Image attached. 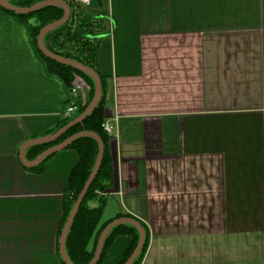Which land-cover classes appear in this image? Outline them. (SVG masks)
Masks as SVG:
<instances>
[{
    "label": "crops",
    "instance_id": "crops-1",
    "mask_svg": "<svg viewBox=\"0 0 264 264\" xmlns=\"http://www.w3.org/2000/svg\"><path fill=\"white\" fill-rule=\"evenodd\" d=\"M86 11L100 22L112 126L101 223L148 225L141 264H264V0H94ZM37 24L0 5V264H64L79 155L65 148L37 172L21 150L91 98L83 78L74 96L49 71ZM132 238L118 234L101 264H118Z\"/></svg>",
    "mask_w": 264,
    "mask_h": 264
},
{
    "label": "trees",
    "instance_id": "trees-1",
    "mask_svg": "<svg viewBox=\"0 0 264 264\" xmlns=\"http://www.w3.org/2000/svg\"><path fill=\"white\" fill-rule=\"evenodd\" d=\"M44 0H13L11 3L20 7H29ZM71 8V16L69 20L62 26L50 31L45 36V44L50 51L61 55L66 58L76 60L92 69H94L99 75L102 82V96L98 106L82 123L74 125L66 133H64L57 140L52 142L37 144L31 146L27 151V158L29 160L36 159L46 149L63 142L70 136L82 132L92 131L100 135L104 143V158L97 177L89 188L83 203L77 213L75 221L69 231L66 241V248L68 255L74 264H89L94 257L98 241L103 229L109 224V222L101 223L104 209L105 199L99 195L98 191H104L112 176V166L107 151V141L109 138L108 132L104 129L103 124L105 119V93H106V78L100 72L98 68V53L99 42L95 38L96 32L101 28L100 22L93 16H89L87 9L83 8L76 0H64ZM6 10V9H5ZM15 16L28 20L29 17H35L38 20V24L31 27L32 37L40 55L46 60L48 69L51 73L61 77L66 85L70 88L73 86L75 77L79 76L86 80L91 86V98L92 100L95 92V82L87 74L73 68L72 66L60 63L46 57L38 48V36L40 31L48 24L61 19L65 13L64 9L59 6H44L29 14H20L13 11L6 10ZM72 91V90H71ZM89 101V103H90ZM88 103V104H89ZM77 104V103H76ZM79 107V110L72 117H64L57 125L56 128L47 130L44 135H51L57 132L60 128L68 124L71 120L80 115L88 106ZM67 148L74 149L79 155V161L71 172L69 185L66 189V196L64 200L63 216L61 220V226L59 230V238L57 250L60 254L59 239L65 224L68 220L70 212L82 191L86 180L88 179L96 159L98 157V143L92 137L84 136L80 137L72 142ZM54 154L48 156L42 163L29 169L41 172L44 163L48 158ZM93 202L95 205H93ZM130 217L141 222L146 231V241L142 252L139 257L133 262V264H141L147 248L150 243V233L148 225L135 217L130 215L121 214L118 218ZM118 234L132 235V242L127 248L123 259L118 264H124L130 255L135 250L139 241L138 230L129 224H121L116 226L106 239L101 257L97 264H101L107 257L108 251L113 244L115 237ZM94 238V246L89 249V244ZM63 260V259H62ZM63 263L66 264L63 260Z\"/></svg>",
    "mask_w": 264,
    "mask_h": 264
},
{
    "label": "water",
    "instance_id": "water-1",
    "mask_svg": "<svg viewBox=\"0 0 264 264\" xmlns=\"http://www.w3.org/2000/svg\"><path fill=\"white\" fill-rule=\"evenodd\" d=\"M0 5L9 11H13L16 13H20V14H29V13H33L36 10L40 9L41 7L44 6H59L62 7L65 11L63 17L55 22H52L48 25H46L41 31L40 34L38 36V48L40 49V51L48 58L58 61L60 63L72 66L73 68L87 74L88 76H90L94 82H95V92H94V96L92 98V100L90 101V103L88 104V106L86 107V109L80 114L78 115L76 118H74L73 120H71L68 124H66L65 126H63L62 128H60L57 132L45 136V137H40V138H35V139H31L28 142H26L21 150V160L23 162L24 165L28 166V167H34L39 165L40 163H42L48 156L55 154L65 148H67L72 142H74L75 140H77L80 137H84V136H88V137H92L96 140V142L98 143V157L96 159L95 165L88 177V179L86 180L84 187L82 189V191L80 192L71 212L70 215L68 217V220L65 224V227L62 231V234L60 236L59 239V244H60V253L62 256V259L64 260V262L66 264H74L72 262V260L70 259L68 252H67V248H66V241H67V236L69 234V231L75 221V218L77 216V213L80 209L81 204L83 203V200L89 190V188L91 187L92 183L94 182L95 178L97 177L99 170L101 168L102 162H103V158H104V143L102 138L100 137V135H98L95 132L92 131H82L79 133H76L72 136H70L69 138L65 139L63 142L54 145L48 149H46L44 152H42L36 159L34 160H29L26 156L28 149L33 146V145H37V144H43V143H48V142H52L54 140H57L59 137H61L64 133H66L71 127H73L74 125H77L79 123H82L89 115L92 114V112L96 109V107L99 104V101L101 99L102 96V82L101 79L99 77V75L97 74V72L70 58H66L63 57L61 55H58L56 53H53L52 51H50L48 49V47L45 44V36L48 32L53 31L54 29L62 26L64 23H66L70 16H71V8L69 6V4L64 1V0H44L41 1L37 4H34L32 6L29 7H20L17 5L12 4L9 0H0ZM121 224H129L134 226L138 232H139V241L138 244L135 248V250L133 251V253L130 255V257L127 259V261L124 264H133V262L139 257L140 253L142 252L144 245H145V241H146V231L144 226L141 224L140 221L134 219V218H130V217H121V218H117L115 220H113L112 222H110L102 231L99 241H98V245L94 254L93 259L91 260V262L89 264H97L100 257H101V253H102V249L104 246V243L106 241V239L108 238L110 232L118 225Z\"/></svg>",
    "mask_w": 264,
    "mask_h": 264
},
{
    "label": "built area",
    "instance_id": "built-area-1",
    "mask_svg": "<svg viewBox=\"0 0 264 264\" xmlns=\"http://www.w3.org/2000/svg\"><path fill=\"white\" fill-rule=\"evenodd\" d=\"M76 1L85 9H89L93 5V2H94V0H76ZM80 79H81V77H79V76L75 77V81L73 83L74 85L72 87V93L74 96L76 95L77 90L81 88V86L79 84ZM78 110H79L78 103L76 104L74 102H71L70 105L67 107L64 115L67 118L72 117L73 115H75V113ZM103 127L108 133H111L112 126L107 121L104 122Z\"/></svg>",
    "mask_w": 264,
    "mask_h": 264
}]
</instances>
